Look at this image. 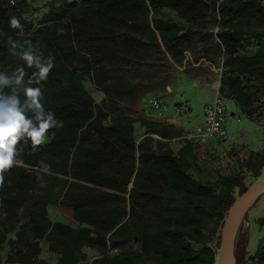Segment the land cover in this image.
Instances as JSON below:
<instances>
[{
	"label": "trees",
	"instance_id": "16d2710c",
	"mask_svg": "<svg viewBox=\"0 0 264 264\" xmlns=\"http://www.w3.org/2000/svg\"><path fill=\"white\" fill-rule=\"evenodd\" d=\"M30 9L28 0H0V73L10 76L22 63L25 40L38 55L39 42L55 64L42 84L45 107L63 126L38 152L30 143L17 145L23 162L5 174L0 189V264H50L41 240L56 255L54 264H81L86 247L98 253L91 264H214L226 213L247 189L243 176L193 177V142L182 137L174 151L162 138L179 132L143 116L145 132L136 141L133 115L117 100L142 91L128 71L159 75L170 64L166 53L178 62L200 34L198 26L211 22L217 30L205 39L217 37L220 44L209 42L213 51L224 49L219 94L250 117L248 83L255 81L264 95V0H52L36 24L22 16ZM13 16L23 34L10 27ZM248 38L256 40L252 54L244 51ZM85 80L102 93L100 103ZM40 161L51 166L49 173ZM239 164L257 176L264 151ZM49 204L70 208L78 225L50 219ZM247 264H264V239Z\"/></svg>",
	"mask_w": 264,
	"mask_h": 264
},
{
	"label": "rangeland",
	"instance_id": "374dc122",
	"mask_svg": "<svg viewBox=\"0 0 264 264\" xmlns=\"http://www.w3.org/2000/svg\"><path fill=\"white\" fill-rule=\"evenodd\" d=\"M31 9L22 14L26 20H30L33 24H36L43 13L47 10L48 4L52 0H28ZM72 1V0H67ZM78 1V0H76ZM5 5L12 3L11 0H3ZM171 18H173L179 24H186L184 18L179 17L174 10L164 9ZM200 34H198L195 42L188 48L183 50L182 56L179 57V61H175L169 53L166 56L170 62L167 66H162L158 71L159 75L153 76V70L132 69L126 74L130 77H135L140 83L139 89L142 90L133 96H126L118 99V106L131 111L133 115L134 124V137L138 141L145 132V127L140 123L141 116L153 119L156 122H162L164 124H170L174 127V131L179 132L178 135L171 136L169 138H162L163 142H167L168 145L176 151L179 145L182 144L181 138L187 137L191 133L192 129L184 131L181 127L177 128L172 123L165 120L173 115V110H179V117L186 119L193 123L196 119L195 108L191 107L189 114L180 112V107L184 101L176 103L175 98L178 93L183 90L185 83H194L197 86H211L217 85L220 81L223 65V53L224 49L220 45L218 50L213 51L214 48L209 44L211 40L220 44L217 37L212 39H205V34L215 33L217 28L211 22H205L198 26ZM257 48L256 40L248 38L244 44V51L247 54H252ZM84 84L88 91L91 93L94 101L100 103L102 99V93L94 87L89 80H85ZM249 90L254 92L252 105L255 109L252 111L251 116L247 117L251 120L255 126V137L253 141L248 143H240L235 145L228 142V139L224 140H210L204 144H197L193 142L195 149V156L191 159L188 165V172L190 175L196 178H205L209 180H215L219 173H236L239 172L243 176V180L246 185H252L261 179V175L264 174V167L261 168L260 173L255 176L253 172L246 169L245 166H240L239 162L248 158L251 152L264 151V95L262 90L255 81L248 83ZM137 90V89H136ZM210 96L212 95V89L209 90ZM195 97L198 98L199 93H195ZM201 96V94H200ZM158 99L160 106L158 109L154 108L151 99ZM198 108V107H197ZM178 112V111H177ZM238 120V118H237ZM194 127V126H193ZM261 132V137L258 136ZM155 138H159L157 134H153ZM218 186L216 187V191ZM238 188L234 189V194L237 196ZM48 215L52 220H62L66 223L73 222L70 208L49 204L47 206ZM245 221H242L238 234L235 240V251L238 252L241 245L245 244V252L242 255L241 261L238 264H247V257L249 254L255 253L259 247L262 239H264V226L261 225L260 220L264 218V195H262L255 205L247 212ZM245 235L247 239H245ZM216 239L212 241V244ZM246 242V243H245ZM40 244L42 249L44 248L45 241L41 240ZM198 247V244L194 245ZM115 249L110 250L111 253L115 252ZM50 253L47 250H43L41 255L44 258ZM81 264H91V260H82Z\"/></svg>",
	"mask_w": 264,
	"mask_h": 264
},
{
	"label": "clouds",
	"instance_id": "9594fccd",
	"mask_svg": "<svg viewBox=\"0 0 264 264\" xmlns=\"http://www.w3.org/2000/svg\"><path fill=\"white\" fill-rule=\"evenodd\" d=\"M9 25L23 34V26L17 17H11ZM0 35L5 33L0 32ZM24 42L28 49L19 56L22 63L13 69L10 76L0 73V189L5 185V174L23 162L17 145L30 143L31 151L38 152L50 142V138L55 137L52 130L63 126L55 113L46 109L42 87L55 67L54 57L52 54L45 57L39 42H36L39 55L31 40ZM26 68L33 71L29 74ZM40 167L45 173L51 171V166L43 161H40Z\"/></svg>",
	"mask_w": 264,
	"mask_h": 264
},
{
	"label": "crops",
	"instance_id": "0c3cea01",
	"mask_svg": "<svg viewBox=\"0 0 264 264\" xmlns=\"http://www.w3.org/2000/svg\"><path fill=\"white\" fill-rule=\"evenodd\" d=\"M214 83L213 85L209 87V86H197L194 83L188 82L184 84L183 90H181V92L178 93V95H176V98H175L176 103L184 101V103L189 106L190 111H191V107H194V106L196 107L194 108H195V113L197 116L193 123L189 122V118L188 120L181 119L179 117L180 115L178 114L179 110H177L178 112L176 110H173V115L170 116L169 118H165V120L172 123L177 128L181 127L184 131H187V129H190V128L193 129L197 124H200L203 119V116H202L203 106L206 103L211 102L216 95H220L218 91L220 81L219 83H217V85H214ZM210 89H212L211 96L209 94ZM197 92L199 93L198 98H196L195 97L196 95H194ZM222 98H223V101H224V104L226 106V110L228 113V119L226 122V128H227L226 139H228V142L233 143L235 145H239L240 143H248V142L253 141V138L256 136L255 131H258L256 130L257 128L255 124L245 116V113L242 111L239 104L234 99H232L231 97H222ZM261 135L262 134L260 132L258 136L261 137ZM180 146L181 145H179V147ZM71 215H72V211H71ZM72 219H73V222H70L69 224L73 226H77L78 222L74 220L73 217ZM43 250H47L46 243L44 245V248L42 249V252ZM85 252H86L85 259L88 261L98 256L97 251L93 248L86 247ZM3 253H4L3 254L4 256H2V258L4 259L6 257L7 252L4 251ZM46 259L49 261L50 264H54L56 261V255L53 253H50Z\"/></svg>",
	"mask_w": 264,
	"mask_h": 264
},
{
	"label": "water",
	"instance_id": "95a60500",
	"mask_svg": "<svg viewBox=\"0 0 264 264\" xmlns=\"http://www.w3.org/2000/svg\"><path fill=\"white\" fill-rule=\"evenodd\" d=\"M262 195H264V174L261 175V179L258 182L247 185V189L235 198L228 209L220 227L219 246L216 248L214 264H238L241 261L245 252V244L241 245L238 252L235 251L238 229L242 221L246 222L245 214ZM245 237L247 239L246 235ZM237 253H241V258L238 262L234 258Z\"/></svg>",
	"mask_w": 264,
	"mask_h": 264
},
{
	"label": "built area",
	"instance_id": "2783aa9c",
	"mask_svg": "<svg viewBox=\"0 0 264 264\" xmlns=\"http://www.w3.org/2000/svg\"><path fill=\"white\" fill-rule=\"evenodd\" d=\"M150 102L154 108H159L160 103L158 99L153 98ZM180 112L189 114V106L185 103L182 104ZM202 116V122L197 124L192 129L191 133L187 135L189 140L197 144H204L210 140L226 139L228 113L221 95H216L211 102L203 106Z\"/></svg>",
	"mask_w": 264,
	"mask_h": 264
},
{
	"label": "bare ground",
	"instance_id": "6f19581e",
	"mask_svg": "<svg viewBox=\"0 0 264 264\" xmlns=\"http://www.w3.org/2000/svg\"><path fill=\"white\" fill-rule=\"evenodd\" d=\"M236 262H238L241 258V253H237L235 256H234Z\"/></svg>",
	"mask_w": 264,
	"mask_h": 264
}]
</instances>
